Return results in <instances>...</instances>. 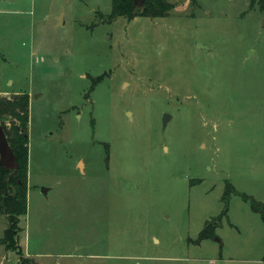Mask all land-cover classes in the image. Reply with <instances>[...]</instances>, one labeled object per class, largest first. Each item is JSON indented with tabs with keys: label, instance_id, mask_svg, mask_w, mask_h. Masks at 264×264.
<instances>
[{
	"label": "rangeland",
	"instance_id": "rangeland-1",
	"mask_svg": "<svg viewBox=\"0 0 264 264\" xmlns=\"http://www.w3.org/2000/svg\"><path fill=\"white\" fill-rule=\"evenodd\" d=\"M169 1L110 21L113 0H0V95L30 96L28 210L0 264H264L243 198L264 202V12Z\"/></svg>",
	"mask_w": 264,
	"mask_h": 264
},
{
	"label": "trees",
	"instance_id": "trees-1",
	"mask_svg": "<svg viewBox=\"0 0 264 264\" xmlns=\"http://www.w3.org/2000/svg\"><path fill=\"white\" fill-rule=\"evenodd\" d=\"M250 6L251 8L258 6L264 12V0H251ZM173 8L174 5L169 0H145L144 10H140L134 0H113V11L108 19L111 21L118 17H125L131 21L137 16L166 17ZM29 112V94H16L11 98L0 95V122L5 128L9 143L19 162L17 173L10 179L8 177L11 172L0 164V213L6 215L8 221L0 243L8 250L19 248L17 237L20 230L19 220L21 216L27 214L28 210ZM233 190L234 187H226L225 196ZM243 198L251 202L252 209L264 220V202L257 201L249 195H243ZM212 232L213 226L208 223L201 232L200 238H208ZM21 264H26L25 260Z\"/></svg>",
	"mask_w": 264,
	"mask_h": 264
},
{
	"label": "water",
	"instance_id": "water-1",
	"mask_svg": "<svg viewBox=\"0 0 264 264\" xmlns=\"http://www.w3.org/2000/svg\"><path fill=\"white\" fill-rule=\"evenodd\" d=\"M135 5L140 9H145V0H134ZM60 21L61 16L57 17ZM169 114H165L164 116V124L167 123ZM0 164L5 169L9 170L11 174L8 179H10L13 175H15L19 168V162L17 159V155L15 154L13 148L11 147L8 137L5 132V128L0 122ZM7 179V180H8ZM47 188H43V192L47 194ZM218 242H221L219 238H216Z\"/></svg>",
	"mask_w": 264,
	"mask_h": 264
}]
</instances>
